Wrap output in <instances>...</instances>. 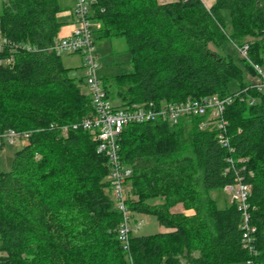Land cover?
Here are the masks:
<instances>
[{
  "label": "trees",
  "instance_id": "1",
  "mask_svg": "<svg viewBox=\"0 0 264 264\" xmlns=\"http://www.w3.org/2000/svg\"><path fill=\"white\" fill-rule=\"evenodd\" d=\"M2 1L8 44L0 60L13 62L0 65V129L30 135L11 169L0 167V264H127L108 158L91 131L63 136L60 128L92 112L84 75L73 76L51 50L65 24L60 0ZM93 17L104 25L98 37L127 43L131 70L103 81L123 106L243 92L256 72L227 43L249 44V58L264 65V0H215L209 8L203 0H98ZM241 96L226 110L233 152L197 117L125 128L120 155L132 168V216L153 215L171 230L132 235L136 264H245L251 252L237 204L221 208L210 195L239 178L251 186L253 246L264 264V91ZM229 157L235 164L225 174ZM178 204L195 214L172 212Z\"/></svg>",
  "mask_w": 264,
  "mask_h": 264
},
{
  "label": "built area",
  "instance_id": "2",
  "mask_svg": "<svg viewBox=\"0 0 264 264\" xmlns=\"http://www.w3.org/2000/svg\"><path fill=\"white\" fill-rule=\"evenodd\" d=\"M98 0H76L72 10L74 28L70 34L59 36L51 50L58 55H79L83 59L84 77L91 98L92 112L79 122L61 126L63 136L70 131L84 129L91 131L98 143V152L108 158L110 173L108 180L112 188V197L116 208L121 213V223L117 229V237L127 254V264H136L131 252V236L133 217L128 207V180L132 175V168L126 166L120 155V140L125 128L133 124L168 123L178 125L182 121L200 118L199 128L214 132L218 144L234 151L229 134V120L226 118L227 107L242 93L248 90L264 91V70L261 65L254 63L248 56L249 44L237 48L241 55L253 66L255 75L251 77L249 85L243 92L220 97L209 95L204 97L189 96L181 101H161L136 103L132 105H113L108 97L103 80L98 75L99 55L95 52V33L103 29L102 22L93 17V6ZM8 44V40L0 37V46ZM13 62V58L0 60V65ZM243 99V97L241 98ZM250 104L255 102L249 98ZM30 133L16 129H0V145L28 143ZM225 174L234 167V160L229 157ZM225 192L232 195V201L237 204L242 215V229L244 231V245L250 250L251 258L245 264H259L256 262L258 252L255 250L254 236L256 227L251 223L250 203L251 186L239 178L233 184H227Z\"/></svg>",
  "mask_w": 264,
  "mask_h": 264
},
{
  "label": "rangeland",
  "instance_id": "3",
  "mask_svg": "<svg viewBox=\"0 0 264 264\" xmlns=\"http://www.w3.org/2000/svg\"><path fill=\"white\" fill-rule=\"evenodd\" d=\"M159 2H168L173 0H158ZM204 3L210 2V0H203ZM3 1L0 0V13L2 11ZM61 9H63L62 19L67 21L73 20L71 10L75 8L76 0H60ZM101 22V21H100ZM103 25V23H102ZM104 27V25H103ZM1 22H0V37ZM237 58H244L239 50L231 44L225 45ZM214 48V47H213ZM95 52L99 55V68L98 75L104 82L110 81L116 75L131 70L130 55L127 52V43L124 38H110V37H98V33H95ZM63 62L66 66L73 68L72 75L77 77L83 76V69L81 68V56H73L64 54L62 55ZM264 70V65L262 66ZM248 73V72H246ZM248 80H251V75L247 74ZM82 90L88 94V88L83 86ZM113 105H120L118 100H113ZM23 143L11 145L7 144L0 151V167L3 171H9L12 167V161L15 153L22 147ZM210 195L217 200L219 207L223 208L226 204L233 202L232 195L223 191H211ZM182 206L175 208V210H182ZM133 217V216H132ZM166 228L162 227L155 216L149 214H135L132 224V235H153L164 231ZM126 253V252H125ZM127 258V254H126ZM128 262V260H127ZM243 264V263H240Z\"/></svg>",
  "mask_w": 264,
  "mask_h": 264
},
{
  "label": "crops",
  "instance_id": "4",
  "mask_svg": "<svg viewBox=\"0 0 264 264\" xmlns=\"http://www.w3.org/2000/svg\"><path fill=\"white\" fill-rule=\"evenodd\" d=\"M214 2H215V0H210V2H208V3L206 2L205 5L209 8V7H211L214 4ZM71 15H72V10H71ZM73 28H74V18H73L72 21H68V22L66 21L65 22V24L63 25V27L60 30L59 36H66V35L70 34L71 31L73 30ZM73 56H76V55H73ZM67 67H70V66H67ZM81 68L83 69V59H82V57H81ZM83 75H84V69H83ZM180 205L182 206L183 209L179 210V211L175 210V208L180 207ZM171 211L174 212V213L184 212L187 215H194L195 214V212L193 210H185L183 204L176 205L175 207H173L171 209ZM162 227L166 228L165 226H162ZM168 231H171V230L169 228H166L164 231H161L160 233H164V232H168Z\"/></svg>",
  "mask_w": 264,
  "mask_h": 264
}]
</instances>
